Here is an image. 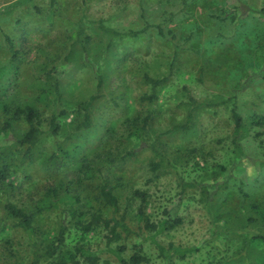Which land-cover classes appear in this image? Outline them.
<instances>
[{"label":"rangeland","instance_id":"1","mask_svg":"<svg viewBox=\"0 0 264 264\" xmlns=\"http://www.w3.org/2000/svg\"><path fill=\"white\" fill-rule=\"evenodd\" d=\"M56 1L58 10L52 6V0H0V64L8 62L12 56L6 35L14 38L18 47L24 50L17 61V82L11 83L7 92H17L20 97L34 95L39 87L36 85L45 78V67L56 64V73L69 75L68 83L75 84L72 90H65L67 103L64 106L69 114L62 122L68 123L75 116L80 100L97 91V75H103L105 81L101 91L104 96L93 111L94 127L89 130L90 137L85 144L90 148L89 155L100 145L106 129L114 125L109 143L111 150L116 153L128 149L140 151L135 159L110 170V176L117 177L115 181L118 180L123 207L127 198H132L130 208L134 211L139 200L132 196V191L146 190L149 193L147 211L152 219L166 217L164 210H169L184 220L181 226L157 237L164 244L173 241L192 249L185 259L175 260V264H217L218 254L229 246L223 236L210 242L212 218L204 202L199 201V192L197 196H182L175 172L149 180L152 177L147 174L152 156L150 146L160 132L185 119L189 105L184 103L189 100V94L199 101L224 102L219 107L198 112L195 127L187 134L165 137L172 148H182L180 155L190 147L199 150L196 157L189 158L186 153V158H179L175 169L186 180L198 181L210 189L232 177L228 179L231 186L227 190L224 209L225 215L235 219L237 225L248 213V201L264 202V128L251 129L243 136L242 145L247 155L243 159L235 158L231 140H227L234 129L233 104H238L246 119L255 112L264 114L262 0ZM84 13L98 29L109 27L126 31L141 28L146 22L161 21L165 36L154 29L148 36L124 40H119L117 35L101 33L93 44L86 49L79 48L69 56V44L62 43L71 27L69 23L79 20ZM50 15H53L52 19ZM109 43L113 44L112 48ZM145 73L156 78L168 77L164 85L154 90L157 99L153 104L140 101L144 93L153 91L144 80ZM147 113L153 120L142 142L136 139L121 142L120 135L126 132V117L136 114L144 117ZM3 121L4 115L0 112V145L15 138L13 131L6 134L1 131ZM21 128L24 131V124ZM63 131L55 136L45 134L36 147L33 162L20 159L24 149L15 148L16 154L10 155L16 162L8 179L0 183V264H30L36 250L45 253L58 234L61 220L66 219L62 215L64 207H77L81 212L78 220L85 223L94 212H101L105 217L114 214L112 208L101 202L92 185L84 191V188L76 187L73 197L65 191L60 192L59 200H66L68 204L60 201L55 208L38 209L49 188L74 181L77 175V164L61 158L51 162L58 151L57 142H68V132ZM105 152L102 151V156ZM201 153H204L203 157ZM218 164L227 171L218 173ZM240 188L249 194L248 200L238 193ZM6 199L36 213L31 231L7 215ZM51 200V203L57 201L55 197ZM47 201L50 204V199ZM108 233L104 226L84 233L73 221L65 250L73 251L81 264H89V261L78 248L89 251L85 254L99 256L96 264H124L109 249ZM137 240L134 235L122 237L111 246L123 244L126 247L123 255L130 256ZM145 250L150 255L148 264H164L153 243L146 242ZM261 256L259 253L255 258ZM56 259L43 257L40 264H55Z\"/></svg>","mask_w":264,"mask_h":264},{"label":"trees","instance_id":"2","mask_svg":"<svg viewBox=\"0 0 264 264\" xmlns=\"http://www.w3.org/2000/svg\"><path fill=\"white\" fill-rule=\"evenodd\" d=\"M56 2V0H52V6L55 10L57 8ZM50 11L54 13L53 9ZM261 13L264 15V0H262ZM52 17L53 15H50L49 18L52 19ZM92 22L84 13L79 20L69 23L71 27H69V32L66 33V40L62 43L69 44V56L75 51L77 52L79 48L86 49L88 45L93 44L101 33L117 35L119 40H124L137 38L141 35L148 36L151 30L154 29L161 36H165V26L161 21L146 22L141 28H131L126 31L103 26V29H98L91 25ZM93 27L97 30H94ZM112 38L115 39V37ZM6 39L12 56L8 62L0 64V112L4 115L1 131L5 134L13 131L15 138L8 139L9 141L0 145V183L5 182L11 174L12 166L16 160L10 155L16 154L15 148L20 151L24 149L23 155L20 157L23 162H33L36 157V147L43 140L45 134L55 136L61 130L64 132L63 130L66 129L68 132L66 140L68 142L66 144L60 141L57 142L58 151L52 156L51 162H54V159L61 158L62 161L68 160L75 163L77 164V175L74 181H65L59 186L49 188L38 204V209L44 211L45 209L55 208L60 201L67 203L68 201L66 200H59V194L62 191L73 197L76 187L84 188V191L89 190L90 185H92L97 189L98 198L101 202L106 207L112 208L114 213L110 217H105L101 212H94L85 223L78 220L81 212L77 207L74 205L64 207L62 215L66 219L61 220L55 240L48 246L45 253H40L36 250L34 259L30 264H40L43 257L57 258L55 264H81L73 251L65 250L67 233L73 221L79 224V228L84 233H89L98 226L107 228L109 230L107 245L124 264H148L150 255L145 250L146 242H149V244L153 243L156 246L158 256L164 264H175V260L185 259L192 249L176 245L173 241L164 244L157 238L159 235L181 226L184 220L180 215H173L169 210H164L166 217L157 220L152 219V216L147 211L149 193L146 190L134 189L132 191V196L139 200L134 211L130 208L132 198H127L124 207L121 203L118 180L115 181L117 177L110 176V170L113 167L124 165L128 160L135 159L140 151L128 149L126 152L116 153L111 150V144L109 143L111 142L110 137L114 134V125L106 129L104 136L100 138V145L92 154L89 155L90 148L85 147L87 139L90 137L88 132L94 127L93 111L96 104L99 103V99L104 96L101 91L105 81L104 76L97 75V91L80 100L72 121L64 123L62 121L69 114L67 107L64 106L67 103L65 90L68 89L70 91L72 90L71 87L75 86L74 83H68L69 75H58L59 71L56 73L55 70L57 65L52 64L51 67H45V78L39 83L40 85H36L39 86L37 93L28 97H20L17 92L9 94L7 89L10 84L17 82V61L24 53V50L18 47L14 38L6 35ZM109 47L112 48L113 44L109 43ZM144 80L152 86L153 91L150 94L144 93L140 101L141 103L153 104L157 99V93L154 90L164 85L168 81V77L156 78L145 73ZM188 97L189 100L184 103L189 105L185 119L160 132L156 136V142L150 146L152 156L148 163L147 174H152V177L149 180L158 179L162 175L175 172L174 175L177 177L178 187L182 196H197V192H199V201L204 202V206H206L212 218L210 242L223 236L225 244L229 246L221 254H218L220 258L217 260V264H264V202L258 200L248 201V206L246 207L248 213L244 216L241 224L237 225L235 219L225 215L224 209L227 190L231 186L228 179L232 177L222 183H216L215 188L210 189L208 185L201 186L198 181L186 180V177L175 169L179 158H186V153L189 158L196 157L199 150L190 147L184 154L180 155L182 148H172L171 143L165 137L179 133L187 134L195 127V119L198 112L224 104V102L199 101L191 94ZM48 111L50 113L46 116ZM231 119L234 123V129L232 134L227 136V140H231L232 153L236 159L246 158L247 155L242 145V138L251 129L264 128V114L255 112L246 119L240 112L238 104L235 103L232 106ZM152 120L153 116L149 113L144 117L139 114H136L135 117L127 116L124 121L126 132L120 135V141L136 139L142 142L145 135H147ZM22 124L25 127L24 131L21 128ZM16 128H19V131ZM221 140L224 141L226 139L222 138ZM103 150H106V152L102 156ZM203 155L204 153H201L202 157ZM11 159L12 161L9 162ZM217 166L219 168L217 169L218 173L220 170L221 174L223 170L227 171L221 165L218 164ZM240 182L243 185L245 184L243 181ZM238 193L242 194L246 200L249 199V194L243 188H240ZM53 197L57 199L55 203H51V198ZM78 197L79 195L76 196L79 200L80 198ZM47 198L50 199V204H48ZM4 202L7 215L19 220L20 226L27 231H31L36 213L29 212L8 199L4 200ZM252 227H254V230ZM131 235L136 236L138 240L133 245L134 250L130 256L123 255L126 248L123 244L118 247L111 246L116 239ZM236 242H239L238 246L235 245ZM78 251L84 254L89 264L98 262L99 256L85 254L89 251L81 248H78ZM259 253H262V256L255 258Z\"/></svg>","mask_w":264,"mask_h":264}]
</instances>
